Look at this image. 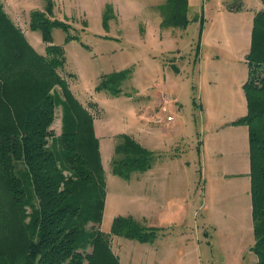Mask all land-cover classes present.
<instances>
[{
	"label": "rangeland",
	"instance_id": "rangeland-1",
	"mask_svg": "<svg viewBox=\"0 0 264 264\" xmlns=\"http://www.w3.org/2000/svg\"><path fill=\"white\" fill-rule=\"evenodd\" d=\"M50 1L49 17L63 22L50 30L65 56L60 74L91 113L99 144V230L120 264H256L249 131L233 122L247 112L243 84L261 1L187 0L183 28L161 26L165 0ZM0 2L43 53L41 31L29 19L48 0ZM123 70L129 77L121 93L96 88ZM60 126L59 105L55 134ZM122 134L151 154L150 167L128 178L111 172ZM129 216L154 231L152 241L110 233L115 217Z\"/></svg>",
	"mask_w": 264,
	"mask_h": 264
},
{
	"label": "trees",
	"instance_id": "trees-1",
	"mask_svg": "<svg viewBox=\"0 0 264 264\" xmlns=\"http://www.w3.org/2000/svg\"><path fill=\"white\" fill-rule=\"evenodd\" d=\"M252 19L246 115L234 124L249 131L250 198L256 264H264V0ZM51 1L33 11L32 30L45 43L37 52L0 2V264H120L99 230L105 179L93 118L60 71L65 56L50 37ZM161 26L183 28L187 0H165ZM127 70L102 77L97 89L122 92ZM59 87L60 93L55 91ZM61 107L60 133L51 125ZM111 172L128 178L145 171L151 154L126 134L118 136ZM91 224L90 227L88 225ZM97 225V228L93 226ZM111 234L152 241L154 231L132 217H115ZM90 248V250H88Z\"/></svg>",
	"mask_w": 264,
	"mask_h": 264
},
{
	"label": "built area",
	"instance_id": "built-area-1",
	"mask_svg": "<svg viewBox=\"0 0 264 264\" xmlns=\"http://www.w3.org/2000/svg\"><path fill=\"white\" fill-rule=\"evenodd\" d=\"M168 120H171V118L169 117Z\"/></svg>",
	"mask_w": 264,
	"mask_h": 264
},
{
	"label": "crops",
	"instance_id": "crops-1",
	"mask_svg": "<svg viewBox=\"0 0 264 264\" xmlns=\"http://www.w3.org/2000/svg\"><path fill=\"white\" fill-rule=\"evenodd\" d=\"M256 261H257V258H256Z\"/></svg>",
	"mask_w": 264,
	"mask_h": 264
}]
</instances>
